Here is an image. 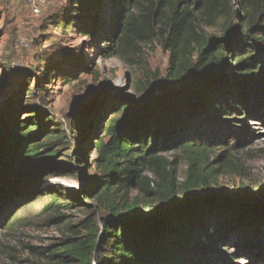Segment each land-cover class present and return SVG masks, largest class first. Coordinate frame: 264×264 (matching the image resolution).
Wrapping results in <instances>:
<instances>
[{
    "label": "trees",
    "instance_id": "1",
    "mask_svg": "<svg viewBox=\"0 0 264 264\" xmlns=\"http://www.w3.org/2000/svg\"><path fill=\"white\" fill-rule=\"evenodd\" d=\"M71 4L62 25H74L95 41L104 37L108 55L131 60L143 43L157 41L169 53L168 67L165 76L154 75L157 88L144 85L140 99L111 107L100 122L102 136L94 142L88 138L96 153V175L89 176L83 200L77 202L106 203L110 216L100 224L88 217L79 222L80 228L70 226L69 235L35 248L36 260L29 264H186L191 257L211 254L212 232L221 235L241 221L262 222L264 211L259 210L264 202L260 204L253 194L239 202L235 198L222 201L219 194L197 193L199 180L205 179L197 167L199 153L191 158L184 181L177 180L174 162L159 153L171 146L191 149L195 146L189 142L191 134L207 119L228 120L242 107L250 120H263L258 93L247 89L259 87L264 80L263 70H253L258 68L259 56L249 52L248 42L254 28L264 34L260 20L264 5L259 0H242L244 16L238 17L247 34L241 35L232 20L222 21L229 12L221 10L218 0H71ZM204 26L221 27L223 36L208 35ZM233 31L234 43L229 38ZM77 58L63 65L71 62L76 72L90 71ZM51 71L61 73L62 69L48 67V76ZM36 89L45 90L38 83ZM21 98L8 99L0 112V210L7 203L18 204L28 183L52 165L60 163L61 171L72 168L75 161L86 175L82 148L87 139L82 138L71 161L58 162L60 148L70 145L64 129L52 127ZM32 110L38 112L20 119L22 111ZM71 116V127L82 134L95 113L80 110ZM204 148L197 147L201 154ZM133 186L148 196L156 193L159 205L146 212L138 198L129 199L127 192ZM48 196L46 210L77 206L74 201H58L55 193Z\"/></svg>",
    "mask_w": 264,
    "mask_h": 264
},
{
    "label": "rangeland",
    "instance_id": "2",
    "mask_svg": "<svg viewBox=\"0 0 264 264\" xmlns=\"http://www.w3.org/2000/svg\"><path fill=\"white\" fill-rule=\"evenodd\" d=\"M46 1L40 14H35L24 0H0V112L4 111L8 99L22 96L21 101L38 110L52 127L63 128L70 145L60 148L56 155L58 162L71 161L70 156L79 149L82 138L87 139L82 148L86 175L75 161L72 168L61 171L60 163L52 165L28 183L29 188L21 194L18 204L7 203L2 207L0 264H29L36 260L35 248L47 247L58 237L69 235L70 226L78 229L79 222L88 217L100 224L103 218L110 216L106 203L77 202L83 200V188L91 181L89 176L96 175V153L88 138L94 142L102 136L104 129L100 122L105 121L111 107L140 99L144 85L157 88L154 75L163 77L167 73L169 53L157 41L143 43L141 51L132 55L131 60L108 55L104 37L95 41L84 36L74 25H62L71 0ZM218 1L221 10L229 12L222 21L232 20L240 34L246 35L238 17L244 16L242 0ZM263 1L259 0L261 6ZM260 17L263 22L264 16ZM204 29L208 35L223 36L221 27L204 26ZM235 34L233 31L229 35L232 43ZM249 34L253 36L248 41L249 52L254 51L259 56L258 68L253 70L259 73L260 69L264 71V34L259 27ZM77 57L82 58L90 71L76 72L69 66L71 62L63 65L66 60ZM229 59L233 63L232 58ZM51 66H60L61 73L51 71L48 76L47 68ZM37 83L45 90L36 89ZM253 90L259 95V103L256 101L254 105L262 107L259 116L263 120H250L248 110L242 107L241 112L230 115L228 120L207 119L196 133L191 134L189 142L195 143L191 149L184 151L171 146L159 153L174 162L178 181L187 179L191 158H196L199 153L197 167L205 179L199 180L201 185L197 193L203 196L219 194L222 201L235 198L239 202L253 194L260 204L264 202V80L255 89L249 87L247 92ZM80 110L95 113L93 122L82 130V134L71 127L74 121L71 115ZM38 111H22L19 117L27 119L28 115ZM117 116L118 113L114 117ZM198 146L205 147L203 154L198 151ZM147 174L154 176L150 172ZM52 193L58 195V201H74L77 206L44 209L50 199L48 195ZM127 193L130 200L138 198L146 212L152 211L160 202L156 193L148 196L140 187L133 186ZM261 208L259 211L263 212L264 205ZM59 212L65 216L60 218ZM12 218L16 219L12 221ZM214 233L210 235L215 244L213 253H204L201 258L191 257L186 264H264V218L257 223L241 221L221 235Z\"/></svg>",
    "mask_w": 264,
    "mask_h": 264
},
{
    "label": "built area",
    "instance_id": "3",
    "mask_svg": "<svg viewBox=\"0 0 264 264\" xmlns=\"http://www.w3.org/2000/svg\"><path fill=\"white\" fill-rule=\"evenodd\" d=\"M25 3L30 7L31 11L35 14H40L41 7L46 4V0H24ZM27 46L28 44L25 43Z\"/></svg>",
    "mask_w": 264,
    "mask_h": 264
}]
</instances>
